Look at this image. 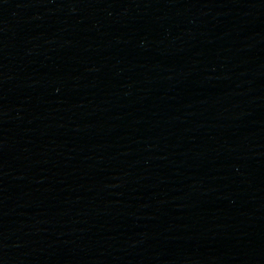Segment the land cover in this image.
Here are the masks:
<instances>
[{
    "label": "water",
    "instance_id": "1",
    "mask_svg": "<svg viewBox=\"0 0 264 264\" xmlns=\"http://www.w3.org/2000/svg\"><path fill=\"white\" fill-rule=\"evenodd\" d=\"M0 264H264V0H0Z\"/></svg>",
    "mask_w": 264,
    "mask_h": 264
}]
</instances>
